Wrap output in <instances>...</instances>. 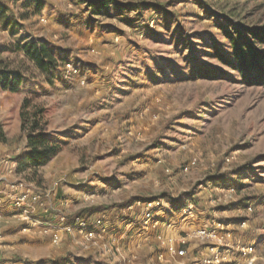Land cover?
<instances>
[{
	"label": "rangeland",
	"instance_id": "obj_1",
	"mask_svg": "<svg viewBox=\"0 0 264 264\" xmlns=\"http://www.w3.org/2000/svg\"><path fill=\"white\" fill-rule=\"evenodd\" d=\"M86 1L0 0V60L24 77L18 93L0 89V169L16 163L0 175V261L188 264L219 251L215 264H264V88L241 84L211 55L214 42L227 51L220 26L264 25V3L119 0L139 5L121 14ZM35 38L57 58L48 74L22 50ZM197 62L230 77H193ZM26 97L30 112L42 111L40 129L63 147L41 168L19 171ZM12 183L45 207L13 206ZM84 211L102 217L106 232L92 241L62 232L54 243L47 223ZM200 229L231 235L220 246Z\"/></svg>",
	"mask_w": 264,
	"mask_h": 264
},
{
	"label": "trees",
	"instance_id": "obj_2",
	"mask_svg": "<svg viewBox=\"0 0 264 264\" xmlns=\"http://www.w3.org/2000/svg\"><path fill=\"white\" fill-rule=\"evenodd\" d=\"M40 2L41 0H36ZM264 3V0H258ZM89 7H95L97 11L115 5L121 14L136 11L138 6L132 2L121 3L119 0H88ZM159 12L164 11V6L155 5ZM222 35L228 40L227 51H224L218 43H212V57L219 59L221 63L230 67L236 72L238 81L246 86H262L264 88V25L252 28L238 26H220ZM22 50L43 74L50 73L57 66V58L53 49L44 39L35 38L23 44ZM193 77L201 78H228L230 73L213 66L193 64L189 66ZM24 77L18 70H11L0 60V87L3 91L18 93L21 90ZM30 98H24L21 111V129L26 133L27 148L18 156V170L24 171L28 167L37 170L46 165L51 159L57 156L62 150V144L53 140L41 129V116L39 112H30ZM0 141H7L3 125L0 122ZM90 216L98 211V208L89 210ZM86 211L80 213L81 217L86 216ZM90 216L84 217L89 218Z\"/></svg>",
	"mask_w": 264,
	"mask_h": 264
},
{
	"label": "built area",
	"instance_id": "obj_3",
	"mask_svg": "<svg viewBox=\"0 0 264 264\" xmlns=\"http://www.w3.org/2000/svg\"><path fill=\"white\" fill-rule=\"evenodd\" d=\"M41 21H46L44 18ZM66 66L69 67L68 70L73 73H78L77 68L71 65V63H66ZM3 167H5L8 172L14 171L16 167L15 162H11L9 160L3 162ZM1 167V165H0ZM188 170V167H186ZM1 175V169H0ZM0 179L2 177L0 176ZM22 184L21 183H12L10 189L7 190L8 200L9 202L17 207L23 208L24 213L31 214L37 211L40 207H45L44 203L41 201V196L39 194H33L29 190H24L19 192ZM35 193V192H34ZM151 205V204H149ZM145 216L150 218L153 215V210L151 208H147L145 211ZM60 224L58 226H54L52 223H47L49 226L55 228L53 234L54 243H58L61 240V233H72L73 231H78L86 241H92L96 239L99 235L106 232V223L102 217H96L93 220L90 218H84L81 216H75L72 222H67L65 216H62L60 219ZM198 235L201 238L213 239L217 242V245H224L225 242L228 241L230 237V233H225L221 235L215 234L213 231H208L207 229L198 230ZM171 252L173 254H177L179 256H185V250H178L171 246ZM243 253L246 255L249 251V248H243ZM221 253L217 251L216 253H212L210 257H205L202 259H195L192 263L188 264H215L220 261ZM0 264H5L0 261Z\"/></svg>",
	"mask_w": 264,
	"mask_h": 264
},
{
	"label": "crops",
	"instance_id": "obj_4",
	"mask_svg": "<svg viewBox=\"0 0 264 264\" xmlns=\"http://www.w3.org/2000/svg\"><path fill=\"white\" fill-rule=\"evenodd\" d=\"M0 89H1V88H0ZM1 90H2V89H1ZM2 91H3V90H2ZM3 92H6V91H3ZM26 150H28V148H27ZM26 150H25V151H26ZM1 170H2V171L5 170V167L2 166V169H1ZM2 171H1V172H2ZM1 177H2V179H3L5 176H4V177L1 176ZM2 184H3V183H1L0 185H2Z\"/></svg>",
	"mask_w": 264,
	"mask_h": 264
}]
</instances>
